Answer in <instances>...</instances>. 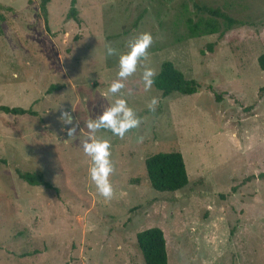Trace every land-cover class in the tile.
Listing matches in <instances>:
<instances>
[{
	"label": "rangeland",
	"instance_id": "1",
	"mask_svg": "<svg viewBox=\"0 0 264 264\" xmlns=\"http://www.w3.org/2000/svg\"><path fill=\"white\" fill-rule=\"evenodd\" d=\"M70 1L49 0L45 25L41 0H0V106L31 111L0 112V264H144L136 235L152 227L168 264H264V0H75L76 19ZM187 20L215 32L192 35ZM141 32L154 38L149 66L169 61L198 90L145 91L142 67L125 81L142 123L123 139L96 133L116 169L105 200L81 140L119 96L108 92L119 56L106 45L127 52ZM61 106L80 124L75 137L60 131ZM165 152L183 157L178 192L146 176L145 159Z\"/></svg>",
	"mask_w": 264,
	"mask_h": 264
},
{
	"label": "clouds",
	"instance_id": "2",
	"mask_svg": "<svg viewBox=\"0 0 264 264\" xmlns=\"http://www.w3.org/2000/svg\"><path fill=\"white\" fill-rule=\"evenodd\" d=\"M154 43V38L150 32H141L127 42L128 51L120 52L110 43L106 45L107 56H119V70L117 79L109 86L108 92L118 98L114 103L105 108L95 118H90L86 122L88 133L81 140L83 152L90 157L91 164L88 169L90 180L95 184L98 193L110 200L113 197L114 189L110 177L115 174V164L111 159V141L107 138H98L96 133L101 130L111 132L114 136L121 139L132 129L139 128L142 119L135 110L129 106L125 93V81L137 73L138 68L142 67L141 79L145 91L152 89L157 71L149 66V49ZM126 95L131 96L132 90L128 89ZM159 104V99L153 97L148 103L149 111L155 112ZM60 115L57 120L61 124L60 131L66 133L67 137H75L80 129L79 122L73 116V112L63 106L60 107ZM140 142L143 137L138 138ZM67 142V140H65Z\"/></svg>",
	"mask_w": 264,
	"mask_h": 264
},
{
	"label": "trees",
	"instance_id": "3",
	"mask_svg": "<svg viewBox=\"0 0 264 264\" xmlns=\"http://www.w3.org/2000/svg\"><path fill=\"white\" fill-rule=\"evenodd\" d=\"M48 2L49 0H41L40 3L45 25H47L46 4ZM75 3V0L70 1L69 11L70 17L74 19H76ZM187 25L192 35H210L215 32L214 25L207 24L206 27L200 28L193 25L191 20H187ZM257 64L259 69L264 71V52L257 58ZM153 87L164 97L173 93L193 95L198 90V84L194 80L185 79L184 75L169 61L162 63ZM0 112L14 115L31 114L30 110L4 106H0ZM144 166L150 187L156 192L174 193L184 189L188 184L185 164L179 152L153 154L145 159ZM19 177L30 185L52 188L42 174L27 173L20 174ZM136 242L144 264H168L166 240L160 228L152 227L137 233Z\"/></svg>",
	"mask_w": 264,
	"mask_h": 264
}]
</instances>
